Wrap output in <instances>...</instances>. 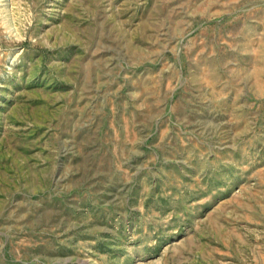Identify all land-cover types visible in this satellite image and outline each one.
Instances as JSON below:
<instances>
[{"label": "rangeland", "instance_id": "obj_1", "mask_svg": "<svg viewBox=\"0 0 264 264\" xmlns=\"http://www.w3.org/2000/svg\"><path fill=\"white\" fill-rule=\"evenodd\" d=\"M0 264H264V0H0Z\"/></svg>", "mask_w": 264, "mask_h": 264}]
</instances>
